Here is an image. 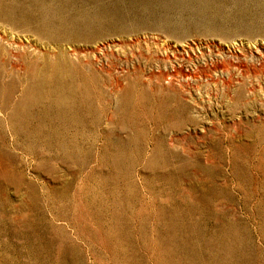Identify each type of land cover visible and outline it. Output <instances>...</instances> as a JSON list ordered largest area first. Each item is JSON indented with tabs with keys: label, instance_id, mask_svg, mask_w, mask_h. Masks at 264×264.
Instances as JSON below:
<instances>
[{
	"label": "rangeland",
	"instance_id": "374dc122",
	"mask_svg": "<svg viewBox=\"0 0 264 264\" xmlns=\"http://www.w3.org/2000/svg\"><path fill=\"white\" fill-rule=\"evenodd\" d=\"M0 264H264V0H0Z\"/></svg>",
	"mask_w": 264,
	"mask_h": 264
}]
</instances>
